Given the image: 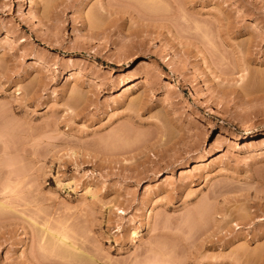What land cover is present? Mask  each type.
Returning a JSON list of instances; mask_svg holds the SVG:
<instances>
[{"label":"rangeland","instance_id":"1","mask_svg":"<svg viewBox=\"0 0 264 264\" xmlns=\"http://www.w3.org/2000/svg\"><path fill=\"white\" fill-rule=\"evenodd\" d=\"M0 264H264V0H0Z\"/></svg>","mask_w":264,"mask_h":264},{"label":"bare ground","instance_id":"2","mask_svg":"<svg viewBox=\"0 0 264 264\" xmlns=\"http://www.w3.org/2000/svg\"><path fill=\"white\" fill-rule=\"evenodd\" d=\"M165 66H167V64H166ZM167 67L170 68L169 66H167ZM170 70H171V68H170ZM129 85H130V84H129ZM167 178H168V177H167ZM167 178H165V179H167ZM66 185H67V184H66ZM66 185H65V186H66ZM1 206L4 207L5 205H4V204H3V205L1 204ZM44 231H45V230H44ZM46 232H48V231L46 230ZM46 232H45V233H46ZM59 234H60V233H58V235H59ZM54 235H55V236H54ZM54 235H53L54 237L51 235V237H52L51 242H49V244L47 243L48 248L51 246L50 249H52V250L54 249V252H55V253H56V252L58 253L59 250H60V252H61V251L64 252V253L61 252V254H64L65 257H66L68 254H70L71 256L73 255V256H75V257L78 256V255H74V254L71 252V250H76V248H75L76 246H75V247L73 246L74 243H73L72 245H71V243H69V245H68L67 240H65V238H64L65 236H64V237H60V236H59V237H58V236L56 237V234H54ZM60 235H63V234H60ZM47 236H48V235H47ZM55 237H56V238H55ZM66 238H67V237H66ZM54 239H55V240H54ZM53 241H55V242H53ZM69 241H70V240H69ZM50 243H51V244H50ZM53 243H54V244H53ZM44 245H45V243H44ZM47 245H46V246H47ZM53 247H55V248H53ZM44 249H45V248H44ZM58 249H59V250H58ZM67 249H68V251H67ZM77 249H78V248H77ZM79 249H80V248H79ZM46 250H47V249H46ZM69 250H70V251H69ZM66 251H67V252H66ZM80 251H81V250H80ZM80 251H79V252H80ZM60 252H59V253H60ZM70 252H71V253H70ZM84 252H85V251H84ZM67 253H68V254H67ZM86 254H87V253H86ZM58 255H59V254H58ZM64 255H63V256H64ZM61 256H62V255H61ZM63 256H62V257H63ZM71 256H70V257H71ZM73 256H72V257H73ZM163 256H164V255H163ZM163 261H165V260H163Z\"/></svg>","mask_w":264,"mask_h":264}]
</instances>
